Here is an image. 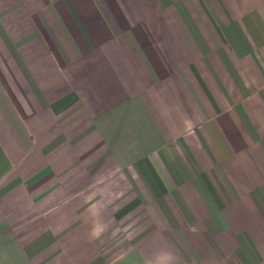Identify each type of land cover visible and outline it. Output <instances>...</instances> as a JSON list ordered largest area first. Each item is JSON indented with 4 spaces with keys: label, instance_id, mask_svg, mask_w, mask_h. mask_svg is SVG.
Here are the masks:
<instances>
[{
    "label": "crops",
    "instance_id": "1",
    "mask_svg": "<svg viewBox=\"0 0 264 264\" xmlns=\"http://www.w3.org/2000/svg\"><path fill=\"white\" fill-rule=\"evenodd\" d=\"M0 264H264V0H0Z\"/></svg>",
    "mask_w": 264,
    "mask_h": 264
},
{
    "label": "clouds",
    "instance_id": "2",
    "mask_svg": "<svg viewBox=\"0 0 264 264\" xmlns=\"http://www.w3.org/2000/svg\"><path fill=\"white\" fill-rule=\"evenodd\" d=\"M96 233L94 232L93 235H95Z\"/></svg>",
    "mask_w": 264,
    "mask_h": 264
}]
</instances>
